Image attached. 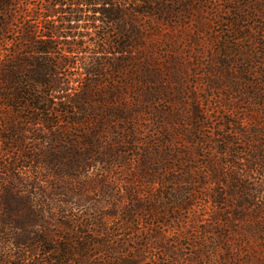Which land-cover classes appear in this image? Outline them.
Masks as SVG:
<instances>
[{
	"label": "trees",
	"instance_id": "1",
	"mask_svg": "<svg viewBox=\"0 0 264 264\" xmlns=\"http://www.w3.org/2000/svg\"><path fill=\"white\" fill-rule=\"evenodd\" d=\"M177 2L0 0V144L13 152L0 161L12 179L3 191L0 264H264V250L229 240L244 212L264 213V191L243 175L246 168L234 150L237 133L227 131L231 121L223 123L225 129L216 127L191 107L163 139L140 146L135 139L138 113L163 100L161 74L150 62L141 67L137 57L148 47L154 51L160 26L172 19ZM242 6L257 10L251 1ZM134 64L140 66L133 74L142 92L129 104L115 77L125 79ZM153 119L159 122L155 113ZM206 129L213 134L205 137ZM108 135L114 161L138 162L144 182L130 184L128 200L117 190L105 201L108 214L101 206L88 215L50 213L79 206L63 186L83 177L92 154L102 162ZM29 139L38 144L30 153ZM176 140L183 151L173 146ZM261 154L247 162L248 170L264 171ZM196 158L205 161L198 165ZM31 163L49 171L65 201L52 202L55 190L45 193L39 184L30 189L37 188L44 201L19 188L17 168ZM158 170L164 173L156 178L160 192L153 197L141 186L156 184ZM200 199L209 202L211 215L196 234L198 243H168L160 233L152 235L154 226L182 224L179 214ZM159 206L163 213L156 219ZM109 217L122 223L111 229ZM143 234L154 241H139Z\"/></svg>",
	"mask_w": 264,
	"mask_h": 264
},
{
	"label": "rangeland",
	"instance_id": "2",
	"mask_svg": "<svg viewBox=\"0 0 264 264\" xmlns=\"http://www.w3.org/2000/svg\"><path fill=\"white\" fill-rule=\"evenodd\" d=\"M178 1L171 8L172 19L160 26L154 51L150 52L148 47L145 54L137 57L141 67L150 62L151 68L158 71L163 80V100L149 103V109L137 115L134 132L135 139L139 140L138 146L154 137L163 139L164 132L171 130V123L188 118L185 115L187 108L196 107L197 116L208 119L216 127L225 129L224 122L233 123L227 131L231 134L237 133L234 138L237 143L234 150H237L238 157L246 168L243 175L249 183L264 191V171L261 167L248 170L247 163L256 152L264 151V0ZM249 1L256 7V11L242 6ZM237 17H240L239 22H236ZM139 68L136 64L132 65V68L126 70V78L121 81L115 77L118 83L116 86L124 87L123 93L125 92L126 102L129 104L138 100L137 96L142 92L133 74L134 70ZM153 113L159 117L157 124L154 122ZM203 132L205 137L213 134L210 129ZM1 137L3 135L0 129ZM104 137L106 139H102V142L106 144L104 143L105 156L102 162L98 153L92 154L89 157L90 166L82 170L83 177L63 186V189L75 194L79 206H76L77 203H71L65 209H53L50 213L61 215L63 212L62 215L67 216L88 215L94 210L93 206L106 209L105 201L113 199L117 190L128 200L126 189L131 188L130 184L134 186L137 185L136 182H144L141 180L143 170L138 162L134 160L123 165L114 161L112 148L107 144L111 137ZM37 145L33 139L26 141L29 153ZM6 146L0 144L1 162L13 157V152L7 151ZM173 146L182 147L179 141ZM196 160L198 165L205 161L203 158ZM17 172L18 179L14 180H22V186L19 188L23 187L22 189L30 192L31 186L39 184L45 193L55 190L56 195L51 196L52 202L64 200L63 197L57 196L58 186L50 178L47 169H39L31 163L17 168ZM162 173L163 170L156 171L155 179H159ZM158 179L154 185L141 186L144 187L142 190L153 197L158 196ZM11 181L10 172L0 169V215L6 212L3 191L8 185H12ZM149 181L151 180H146ZM31 192L34 193L33 197L43 200L37 188ZM193 205L189 213L179 214L182 224H171L168 229L154 226L151 228L152 235L160 233L168 243H198L196 234L201 227L208 224L211 207L208 201L201 199ZM145 206L150 207L149 204ZM105 212L110 213L107 209ZM162 213L163 210L159 206L155 214L156 219H160ZM243 216L241 222L235 224V228L234 225L231 226L233 233L229 236L230 243L264 250V213L251 210L244 212ZM108 222L111 223V229L113 225L122 223L113 217H109ZM149 222V219L142 221L144 224H150ZM148 234H143L139 241H154Z\"/></svg>",
	"mask_w": 264,
	"mask_h": 264
}]
</instances>
